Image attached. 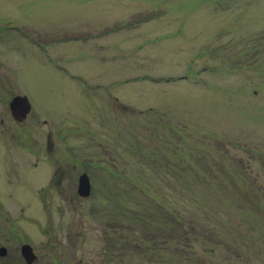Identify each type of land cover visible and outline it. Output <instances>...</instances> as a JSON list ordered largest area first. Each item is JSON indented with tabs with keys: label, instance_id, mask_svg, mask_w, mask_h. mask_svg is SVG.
Instances as JSON below:
<instances>
[{
	"label": "rangeland",
	"instance_id": "374dc122",
	"mask_svg": "<svg viewBox=\"0 0 264 264\" xmlns=\"http://www.w3.org/2000/svg\"><path fill=\"white\" fill-rule=\"evenodd\" d=\"M0 4L19 27L9 78L93 178L35 216L0 197V226L32 221L42 242L50 217L64 264H264V0Z\"/></svg>",
	"mask_w": 264,
	"mask_h": 264
},
{
	"label": "flooded vegetation",
	"instance_id": "af4514ba",
	"mask_svg": "<svg viewBox=\"0 0 264 264\" xmlns=\"http://www.w3.org/2000/svg\"><path fill=\"white\" fill-rule=\"evenodd\" d=\"M13 17L14 14L0 4V197L14 196V193L27 195L29 203L15 205L13 210L16 213L28 210L35 216L41 213V207L35 202L29 205L33 199L41 197V205L49 195L58 197L61 203L64 196L72 202L79 201L83 199L80 176L86 174L91 183L93 178L88 167L77 171L79 160L74 157V148L63 142L61 115L53 119L46 111L36 108L28 94L16 91L15 79L9 78L11 61L20 48L16 44L19 27ZM22 35L21 43L27 49L31 46L41 53L48 51L44 44L51 41H45L43 33L39 34V40L25 34L24 30ZM19 96H26L28 103H15L13 100ZM4 209L1 202L0 210ZM45 223L48 230L58 225L50 217ZM59 225L61 229L62 223ZM3 228L6 227L0 226V264H64L63 244L47 229H43L45 239L40 242L32 237L33 231L38 229L32 221L10 222L6 228L8 236L1 233ZM48 252L51 256L47 260Z\"/></svg>",
	"mask_w": 264,
	"mask_h": 264
},
{
	"label": "water",
	"instance_id": "95a60500",
	"mask_svg": "<svg viewBox=\"0 0 264 264\" xmlns=\"http://www.w3.org/2000/svg\"><path fill=\"white\" fill-rule=\"evenodd\" d=\"M18 101H23V102H26V98H16L15 99V103L18 102ZM85 187V186H84ZM87 188V187H85ZM88 189V188H87Z\"/></svg>",
	"mask_w": 264,
	"mask_h": 264
}]
</instances>
